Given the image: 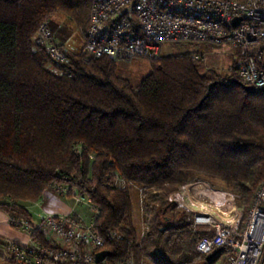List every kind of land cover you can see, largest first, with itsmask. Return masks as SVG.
Returning <instances> with one entry per match:
<instances>
[{
  "label": "trees",
  "instance_id": "16d2710c",
  "mask_svg": "<svg viewBox=\"0 0 264 264\" xmlns=\"http://www.w3.org/2000/svg\"><path fill=\"white\" fill-rule=\"evenodd\" d=\"M91 3L0 0V211L31 224L23 203L50 188H75L98 210L102 251L111 253L102 264H211L195 250L206 234L172 198L202 173L250 203L264 177V92L247 93L231 83L235 75L204 70L191 50L148 60L151 72L136 86L109 58L67 52L68 62L55 67L34 50L44 21L56 41L57 14L85 35ZM118 176L141 188L147 229L140 240L130 190L115 184ZM33 240L47 245L39 234Z\"/></svg>",
  "mask_w": 264,
  "mask_h": 264
},
{
  "label": "built area",
  "instance_id": "2783aa9c",
  "mask_svg": "<svg viewBox=\"0 0 264 264\" xmlns=\"http://www.w3.org/2000/svg\"><path fill=\"white\" fill-rule=\"evenodd\" d=\"M32 42L55 67L68 62L49 21L39 25ZM167 44L236 47L240 59L230 75L256 91L264 88V0H92L83 48L88 57L116 63L153 60ZM192 58L206 60L199 50ZM56 190L73 191L75 200L89 205L95 217L86 223L72 212L45 215L31 224L10 218V225L23 229L27 239L0 238V256L8 263L95 264V254L104 247L95 227L98 210L75 188ZM172 202L190 216L195 230L206 234L195 246L197 253L214 255L217 264H264V177L245 212L228 194L200 182L183 185ZM35 234L47 245L35 242ZM107 235L114 240L113 232ZM121 264L136 263L128 258Z\"/></svg>",
  "mask_w": 264,
  "mask_h": 264
},
{
  "label": "rangeland",
  "instance_id": "374dc122",
  "mask_svg": "<svg viewBox=\"0 0 264 264\" xmlns=\"http://www.w3.org/2000/svg\"><path fill=\"white\" fill-rule=\"evenodd\" d=\"M52 21L56 25V42L58 44H61L69 54H83V48L85 45V35L76 27V25L63 14H57L53 17ZM185 50H199L200 52H203L206 57V60L203 63L204 70H213L223 78L230 76V69L235 67L240 59L239 49L233 46H211L207 48L203 45L196 46L188 44H167L160 51V55L158 58ZM116 72L119 77L128 80L132 85L136 86L142 81L144 77H146L151 72V66L148 60L135 58L129 61L117 62ZM195 182L206 184L215 192L228 194L233 200V202L244 212L248 207L246 203L240 200L238 201L239 196L233 193L231 189H227L225 187L224 182L218 178H214L202 173H192L190 175V180L187 182V184ZM115 184L118 187H124L130 190L129 194L133 205L132 225L136 232L138 240H140L144 233H146L147 229L146 212L144 209L145 200L141 188L131 183H124L119 178V176L117 177ZM66 189L68 188L66 187ZM50 197H53L54 199L53 201L49 200V202H51L50 204L52 207H54L55 209L60 208V210L68 212L62 215H67L69 213L74 212L80 219H82L86 223L90 222L96 215V212L91 209L89 205L81 202L79 203L75 200L76 198L73 195V191H59L55 188H50L46 190L42 198H40L38 204L23 203V206L35 218L38 219L39 217L45 216L43 206L44 204H46V202L44 199H49ZM179 210L184 211L182 209ZM10 218L16 219L15 217L7 216V227H9L15 232L23 234L27 239L26 233H24L23 229L17 227L15 223H13L14 227L10 225ZM199 231L201 232V230ZM0 238H11L19 241L26 240L24 238L7 237L1 233ZM141 264H153V262L151 259L146 258L145 260H142ZM211 264H217V262L213 261Z\"/></svg>",
  "mask_w": 264,
  "mask_h": 264
},
{
  "label": "crops",
  "instance_id": "0c3cea01",
  "mask_svg": "<svg viewBox=\"0 0 264 264\" xmlns=\"http://www.w3.org/2000/svg\"><path fill=\"white\" fill-rule=\"evenodd\" d=\"M42 196H41V198H42ZM39 200L36 202V204L39 203ZM44 200L46 202V204H44V206H43V211L45 212V215H49V214H51V215H62V214L68 213V212H64V211L60 210V208L55 209L54 207L51 206V204H50L51 202H49V200L53 201L54 200L53 197H50L49 199L46 198ZM29 214L32 217V221H38L39 219L42 218V217H39L37 219L30 212H29ZM6 220H7V215L5 213H3L2 211H0V233L1 234L5 235L7 237H16V238L26 239L23 234H21L19 232H15L12 229H10L9 227H7ZM0 264H10V263H8L2 256H0Z\"/></svg>",
  "mask_w": 264,
  "mask_h": 264
},
{
  "label": "water",
  "instance_id": "95a60500",
  "mask_svg": "<svg viewBox=\"0 0 264 264\" xmlns=\"http://www.w3.org/2000/svg\"><path fill=\"white\" fill-rule=\"evenodd\" d=\"M263 68H264V62H263ZM232 84H240L243 90L247 93H256V90L251 87L244 85L243 83L239 82L238 80H234L231 82ZM261 92H264V88L261 89ZM109 256H111V253L109 251L103 250L95 254V264H101L104 260H106ZM214 255H210L206 258V261H210Z\"/></svg>",
  "mask_w": 264,
  "mask_h": 264
}]
</instances>
